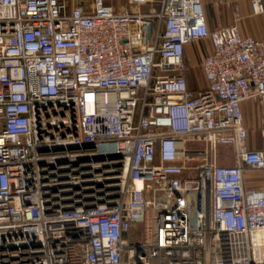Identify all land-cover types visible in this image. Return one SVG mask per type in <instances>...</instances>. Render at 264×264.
<instances>
[{
  "label": "built area",
  "instance_id": "built-area-1",
  "mask_svg": "<svg viewBox=\"0 0 264 264\" xmlns=\"http://www.w3.org/2000/svg\"><path fill=\"white\" fill-rule=\"evenodd\" d=\"M241 20L210 30L202 0H0V264H264L243 112L264 138V36Z\"/></svg>",
  "mask_w": 264,
  "mask_h": 264
},
{
  "label": "crops",
  "instance_id": "crops-1",
  "mask_svg": "<svg viewBox=\"0 0 264 264\" xmlns=\"http://www.w3.org/2000/svg\"><path fill=\"white\" fill-rule=\"evenodd\" d=\"M118 1L122 2L123 5H128V0H116V3ZM202 3L210 30H217L232 25L234 23L235 6L237 5L242 14V20L239 23L241 35L254 39H261L264 36V14L261 16H253L250 0H202ZM201 43L206 47L204 51L205 56L210 46L208 42ZM204 56L202 57L204 58ZM243 112L247 129L250 132L253 129L257 131L259 127L258 105L253 101L245 102L243 104ZM251 136L250 141L253 137ZM251 144L254 149L264 150V138L261 136L258 137L257 142L256 140L251 141ZM260 175L261 173H248L246 175V186L248 188L261 187L262 181Z\"/></svg>",
  "mask_w": 264,
  "mask_h": 264
},
{
  "label": "rangeland",
  "instance_id": "rangeland-1",
  "mask_svg": "<svg viewBox=\"0 0 264 264\" xmlns=\"http://www.w3.org/2000/svg\"><path fill=\"white\" fill-rule=\"evenodd\" d=\"M206 47L202 43H197L187 50L186 60L189 64V73H188V82L191 88L196 87L197 82L199 83L200 87H205V82L202 79L201 72H200V65L202 63L204 56V51ZM251 141L256 140L259 137L257 131L253 129L251 131ZM233 151L230 147H223L220 152V163L221 164H233ZM261 181L264 179V174L260 175Z\"/></svg>",
  "mask_w": 264,
  "mask_h": 264
},
{
  "label": "trees",
  "instance_id": "trees-1",
  "mask_svg": "<svg viewBox=\"0 0 264 264\" xmlns=\"http://www.w3.org/2000/svg\"><path fill=\"white\" fill-rule=\"evenodd\" d=\"M189 86H190V84H189ZM191 88V87H190Z\"/></svg>",
  "mask_w": 264,
  "mask_h": 264
},
{
  "label": "bare ground",
  "instance_id": "bare-ground-1",
  "mask_svg": "<svg viewBox=\"0 0 264 264\" xmlns=\"http://www.w3.org/2000/svg\"><path fill=\"white\" fill-rule=\"evenodd\" d=\"M261 237H262V235H261Z\"/></svg>",
  "mask_w": 264,
  "mask_h": 264
}]
</instances>
